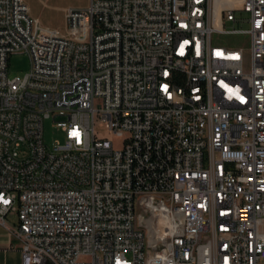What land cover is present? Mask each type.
<instances>
[{
    "label": "built area",
    "instance_id": "obj_1",
    "mask_svg": "<svg viewBox=\"0 0 264 264\" xmlns=\"http://www.w3.org/2000/svg\"><path fill=\"white\" fill-rule=\"evenodd\" d=\"M64 19L0 0V226L20 264H264V0H90ZM237 33L247 50L219 43ZM16 54L30 69L10 79ZM46 119L63 141L43 142Z\"/></svg>",
    "mask_w": 264,
    "mask_h": 264
},
{
    "label": "rangeland",
    "instance_id": "obj_2",
    "mask_svg": "<svg viewBox=\"0 0 264 264\" xmlns=\"http://www.w3.org/2000/svg\"><path fill=\"white\" fill-rule=\"evenodd\" d=\"M29 8L31 17L36 18L41 25L55 29L60 34H65L66 25L64 19V10L68 8L83 9L89 5L90 0H25ZM244 13H236V17H243ZM225 30L227 31H242L247 30L248 25L242 23H226ZM214 39L216 36H213ZM219 43H231L234 47L248 49V37L244 34H229L218 36ZM30 69L28 57L25 54H16L10 57L7 76L10 79L14 77H23ZM95 131L99 135H106V130L101 125H95ZM115 146L118 145V140L112 135H107ZM63 133L55 126L51 119L43 121V142L50 146L55 141H63ZM10 218L15 219V214H11Z\"/></svg>",
    "mask_w": 264,
    "mask_h": 264
},
{
    "label": "crops",
    "instance_id": "obj_3",
    "mask_svg": "<svg viewBox=\"0 0 264 264\" xmlns=\"http://www.w3.org/2000/svg\"><path fill=\"white\" fill-rule=\"evenodd\" d=\"M10 226L17 223V219L7 217ZM20 252L16 241L8 238L5 230L0 226V264H20Z\"/></svg>",
    "mask_w": 264,
    "mask_h": 264
}]
</instances>
